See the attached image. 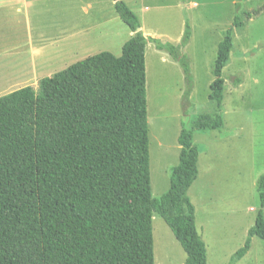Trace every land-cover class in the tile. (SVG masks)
<instances>
[{
  "label": "trees",
  "instance_id": "1",
  "mask_svg": "<svg viewBox=\"0 0 264 264\" xmlns=\"http://www.w3.org/2000/svg\"><path fill=\"white\" fill-rule=\"evenodd\" d=\"M113 1L132 33L120 56L101 52L41 79L37 91L0 98V264H154V214L185 252L184 264H207L188 198L198 176L193 134L221 130V115H200L189 128L182 124L167 191L154 199L150 184L145 49L152 43L181 63L191 91L189 63L180 56L189 25L178 47L163 44L142 35L123 0ZM243 26L235 18L217 46L208 94L217 111L232 31ZM256 190L260 209L229 264L245 256L253 237L264 244V174Z\"/></svg>",
  "mask_w": 264,
  "mask_h": 264
},
{
  "label": "rangeland",
  "instance_id": "2",
  "mask_svg": "<svg viewBox=\"0 0 264 264\" xmlns=\"http://www.w3.org/2000/svg\"><path fill=\"white\" fill-rule=\"evenodd\" d=\"M55 1H39L38 9L45 28L59 5ZM81 1L77 9L78 28L80 31L90 30L94 14L90 10L82 11L80 8L87 1ZM123 1L137 16L141 32L160 36L159 41L163 44L178 47L185 22L189 25L190 39L180 50V56L191 64L192 91L186 83L181 63L161 51L170 59L168 64L161 65L152 53L153 44L148 43L146 49L151 194L154 199H159L167 191L169 182V172L166 171V177H161V189H158V136L166 132L170 134L177 117L182 116L184 120L187 115L185 123L189 128L190 122L200 115L219 113L226 128L214 130L218 135L216 139H212V130L202 135L206 138L204 148H207V155L213 150V156L211 153L204 165L210 170L212 163L218 164L217 170L212 175L209 171L208 178L202 179L195 189L197 218L207 226L210 263L229 264L234 253L243 247L260 209L256 183L264 174V0ZM261 7L263 10L259 15L246 19V14ZM46 9L52 11L46 12ZM104 12L101 17L110 27V37L98 38L93 45L80 46L63 64L70 60L78 62L99 52L120 54L117 43L127 39L130 31L112 8L110 15L107 8ZM64 17L70 21V11ZM235 18L244 22V26L232 31L233 50L222 73L225 79L223 107L217 111L215 103L208 100L213 63L217 46ZM234 79H239L240 83L234 85ZM152 234L154 264H184L185 252L157 214L152 217ZM236 264H264L263 241L253 237L249 251Z\"/></svg>",
  "mask_w": 264,
  "mask_h": 264
},
{
  "label": "crops",
  "instance_id": "3",
  "mask_svg": "<svg viewBox=\"0 0 264 264\" xmlns=\"http://www.w3.org/2000/svg\"><path fill=\"white\" fill-rule=\"evenodd\" d=\"M39 1L0 0V93H2L0 94V98L24 88H31L33 91H37L41 79L51 77L76 63V61L73 62V60H70L68 64H63V61L71 59L73 52H76L80 46L93 45L96 39L109 38L111 35L109 25L105 22V18L102 19L101 16L104 15L105 8H107L109 15L111 8L114 10L113 0H86V5L81 6L80 9L84 12L88 10L92 11L94 18L89 24L90 30L85 31H80V28H78L79 24L76 20L77 9L82 3L81 0H56L55 3L59 5L54 10V15L48 19L50 20V24L48 25L50 29L48 27L45 28L44 23L41 21L42 14L38 9ZM51 11L52 9H46V12ZM69 11L70 21L64 17ZM130 33L127 39L120 40L117 43L120 54L123 44L132 36V33ZM142 35L146 38L151 37L152 39L161 40V37L158 35L149 36L143 33ZM146 49L145 70L147 68ZM152 53L155 59H159L161 65L168 64L170 59L166 53L157 50L155 46ZM120 54L114 56L118 57ZM63 66H66V68L62 69ZM189 67L191 69V64H189ZM186 119L187 115L184 116V120L182 116L180 119L177 117L176 120L178 122L180 120V122L175 121L172 132L170 134L166 132L157 138L156 167L160 175V186L158 189H161V177L165 178L166 171L169 172L172 167L178 164L180 146L177 140L182 124L186 122ZM211 132L212 136H214L212 139H216V136H218L215 135L216 131L212 130ZM203 134H206L205 131H197L193 134V144L198 150V176L188 190V198L195 209L197 233L206 247L207 264H211L208 251L207 226H204L205 223L197 218L198 200L197 190L195 188H197L202 179L208 178L209 171L211 175L214 174L218 164L213 165L211 162L212 166H210V170L204 165V161L211 153L213 156V150L207 155V148H204L206 138L202 136ZM166 187L168 189L169 182ZM240 260L233 264L238 263Z\"/></svg>",
  "mask_w": 264,
  "mask_h": 264
}]
</instances>
